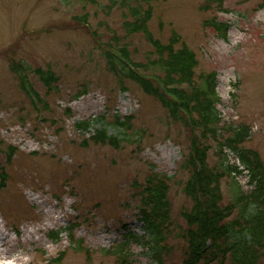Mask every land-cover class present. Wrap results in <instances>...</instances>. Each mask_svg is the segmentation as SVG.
I'll use <instances>...</instances> for the list:
<instances>
[{
  "label": "rangeland",
  "instance_id": "obj_1",
  "mask_svg": "<svg viewBox=\"0 0 264 264\" xmlns=\"http://www.w3.org/2000/svg\"><path fill=\"white\" fill-rule=\"evenodd\" d=\"M263 2L0 0V264H52L61 254L62 264H115L108 252L122 241L123 228L144 235L138 194L153 173L169 179L162 259L182 264L183 213L192 207L182 165L192 129L135 82L119 78L109 55L124 49L141 75L164 78L147 36L130 32L136 15L150 8L147 33L162 45L176 35L175 49L184 44L194 53L193 84L216 74L220 123L204 144L208 167L223 175L227 206L237 186L251 190L246 178L236 185L226 174L227 143L243 139L238 151L256 153L264 168ZM212 22L229 26L226 38ZM39 73L55 81L46 86ZM128 118L125 132L113 127ZM104 128L118 145L97 140ZM239 211L228 221L238 220ZM72 225L73 241L88 254L66 237ZM57 231L61 241L53 243ZM131 253L132 264H157L139 246ZM258 253L256 264H264V248Z\"/></svg>",
  "mask_w": 264,
  "mask_h": 264
},
{
  "label": "trees",
  "instance_id": "obj_2",
  "mask_svg": "<svg viewBox=\"0 0 264 264\" xmlns=\"http://www.w3.org/2000/svg\"><path fill=\"white\" fill-rule=\"evenodd\" d=\"M261 8H264V2ZM150 14V8L141 16L137 14L136 16L139 17L136 18L133 27H130V32L144 33L155 53L160 56L155 66L163 71L164 78L153 77V81L160 84L163 89L161 90L150 78L139 73L140 65L132 63L124 49L119 51L118 58L116 55H109V61L112 71L119 78L135 82L145 93L159 101L171 119L187 129H192L188 153L182 165L183 170L189 172L184 194L192 203L190 211L183 213L187 228L183 233L186 249L182 264H224L227 261H230V264H256L258 251L264 248V168L262 163L256 153L238 151L237 142L243 139H235L227 143V146L238 155L241 163L249 170L252 189L248 194H244L237 186L234 203L222 206L220 180L223 175L208 167L209 147L204 144L208 136L216 135L217 126L220 123V115L217 111L220 99L215 91L216 74L201 76L200 83L193 84L194 70L198 65L194 53L184 44L180 49H175L174 45L179 40L176 35H172L168 45H162L154 40L147 33ZM209 25L220 33L221 38H226L229 29L227 24L212 22ZM39 74L46 86L55 81L52 75ZM174 82L178 85L187 84L193 89L188 92L179 87H173ZM129 123V118L122 121L115 119L113 127L125 132L130 128ZM84 126L89 127L86 123ZM196 131H200L201 135H196ZM97 137V140L113 146L119 144V139L109 136L106 128L101 132L98 131ZM226 174L230 176L228 167ZM168 180L156 173L146 180L142 191L138 194L140 206L137 208L144 235L138 236L124 227L122 241L108 252L115 258V264H132L131 250L135 246L146 249L157 264H164L162 252L167 250L163 244V230L167 229L168 223L169 204L166 183ZM236 208L240 209L239 218L229 222L228 219ZM73 230L74 225L70 231L64 232L66 237L75 246L76 251L88 254L87 250L81 248L80 241H73ZM61 235L62 231L52 234L53 243H59ZM63 258L64 254H61L52 261V264H62Z\"/></svg>",
  "mask_w": 264,
  "mask_h": 264
}]
</instances>
